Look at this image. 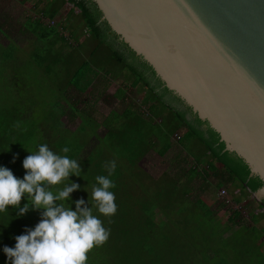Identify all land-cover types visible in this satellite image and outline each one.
Returning <instances> with one entry per match:
<instances>
[{
  "label": "trees",
  "instance_id": "obj_1",
  "mask_svg": "<svg viewBox=\"0 0 264 264\" xmlns=\"http://www.w3.org/2000/svg\"><path fill=\"white\" fill-rule=\"evenodd\" d=\"M65 1L80 11L90 35L113 48L114 61L130 71L132 85L140 84L139 91L144 88L141 103L148 107L150 116L145 117L134 102H128L121 111H109L101 121L87 108H77L70 91L83 93L93 82V75L88 76L85 70L86 62L71 72L66 85H54L49 90L51 94L44 91L43 78L48 68L61 62V47L55 49V43L34 55L35 67L13 64L11 53L0 50V90L6 92L7 99L4 104L0 100V166L23 178L22 162L38 144L46 143L62 155L60 150L70 147L67 155L75 158L81 169L80 176L71 175L66 181L69 186L79 185L67 202L75 210L81 199L85 201L81 207H93L91 190L95 177L107 176L105 164L115 160L116 169L110 178L115 183L111 191L115 193L117 211L111 217L100 216L110 229V236L103 246L95 247L98 264H177L176 259L199 257L204 252L221 257L227 251L228 237L239 229L245 233L255 230L238 211L229 212L225 219L217 217V210L225 207L218 191L231 184L251 194L262 186V180L250 177L248 165L224 151L219 135L164 87L152 67L119 40L105 21H100L102 14L95 2ZM65 64L67 67L68 62ZM25 70L31 72L30 77ZM116 97L124 102L125 91L118 89ZM70 114L80 119L74 129L66 123ZM175 134L180 136L178 140ZM186 134L200 139L204 145L202 155L183 146ZM173 139L181 145L182 153L175 164L172 160L173 168L152 176L141 162L151 153L167 155ZM190 157L194 164L186 168ZM195 199L197 206L192 207ZM26 203L27 197H23L20 207ZM31 210L29 207L20 215L18 208L9 206L8 213H0V240L14 247L16 236L32 230L35 221ZM93 214L99 215L94 208Z\"/></svg>",
  "mask_w": 264,
  "mask_h": 264
},
{
  "label": "water",
  "instance_id": "obj_2",
  "mask_svg": "<svg viewBox=\"0 0 264 264\" xmlns=\"http://www.w3.org/2000/svg\"><path fill=\"white\" fill-rule=\"evenodd\" d=\"M100 21L214 130L262 186L264 0H92Z\"/></svg>",
  "mask_w": 264,
  "mask_h": 264
},
{
  "label": "clouds",
  "instance_id": "obj_3",
  "mask_svg": "<svg viewBox=\"0 0 264 264\" xmlns=\"http://www.w3.org/2000/svg\"><path fill=\"white\" fill-rule=\"evenodd\" d=\"M70 151V147L64 146L60 150L62 155L46 143L38 144L22 162L23 178L0 166V213H8L9 206L18 208L20 215L29 207L43 210L34 229L16 236L14 247H3L5 264H87L88 253L109 239L110 229L100 216L111 217L117 211L115 193L111 191L115 183L110 178L116 162L105 164L107 176L95 177L91 190L93 207H81L85 203L81 199L72 210L67 202L79 185L69 186L66 181L71 175L80 176L81 169L77 160L67 155ZM23 197H27V203L20 207ZM93 208L99 215L93 214Z\"/></svg>",
  "mask_w": 264,
  "mask_h": 264
},
{
  "label": "rangeland",
  "instance_id": "obj_4",
  "mask_svg": "<svg viewBox=\"0 0 264 264\" xmlns=\"http://www.w3.org/2000/svg\"><path fill=\"white\" fill-rule=\"evenodd\" d=\"M75 18L77 19L78 26L82 27V29L86 28L81 15ZM70 22L71 19L69 18L67 21L65 36L62 38V42L59 46L61 47L59 53L61 62L59 65H51L48 68V72L45 74L46 77L43 78L45 84L44 91H49L54 85L57 87V84L59 83L66 85L71 77V72L85 62L87 64L85 70L88 76L93 75V77L96 75L104 76L106 73H109V71H119L122 67L114 61L113 48L111 46L105 43H99L97 39L89 33L83 37V32H80V30L74 26H70ZM27 62L30 64V61ZM65 62H68L67 67ZM125 70V75L119 73V79L114 80V83L111 82L108 84L106 88L100 87L99 91L94 90V92L91 90L87 94L81 93L79 95H77L76 90H72L73 92L70 91V94H72V96H74L73 98L76 100L75 105L77 108H87L90 112H93L95 117L101 120L110 110L120 111L128 102H134L135 104L138 101L140 102L144 94V88L141 87L139 91L140 84L136 87L133 86L132 79H130V71L127 69ZM51 73L52 75H50ZM25 74L29 77L31 76L29 70H27ZM118 88H122L125 91L126 98L124 102H121L119 99L112 96ZM49 92L51 94V91ZM5 95L6 92L0 90V100L3 104L7 100ZM66 123L69 128L74 129L80 123V119L78 117H73L72 114H70L66 116ZM100 130V132L103 131L102 128H100ZM179 134L181 135L182 131H180ZM173 141L174 147L167 155L160 156L156 153H151L141 162L143 168L152 176L158 177L163 171L173 168L175 164V159L173 160L175 157L174 155L176 152L178 153L179 149H181L180 153H182L181 145L175 140ZM182 144L194 154L202 155L204 151L203 143L195 135L186 134ZM172 160L174 161V164H171ZM188 160L189 163L188 165L186 164V168L194 164L191 157ZM197 169L200 171V168ZM227 186L228 187H223V189L226 190L225 198L232 199V204L218 209L216 213L217 217L225 219L229 212L238 211L243 221L254 227L255 231L252 233H245L239 229L234 236L228 237L227 251L221 253V257L214 252H204L199 254V257L198 255H190L187 256L188 259H176L178 261L177 264H184V261L186 264H264V207L261 206L260 201H258L252 194L241 190L240 187L231 184ZM192 195L197 198L195 192H193ZM225 198L221 197V199ZM236 198H238V201L235 200ZM194 201H196V199ZM197 202L198 200L192 204V207H196ZM42 212V209L31 210L30 216L35 221L33 229L40 222ZM4 246H8V244L3 240H0V264H5L7 259L3 253ZM96 256H98V253L94 247L88 253L87 264H98ZM160 264H164V262L162 263L161 261ZM166 264L172 263L168 262Z\"/></svg>",
  "mask_w": 264,
  "mask_h": 264
},
{
  "label": "crops",
  "instance_id": "obj_5",
  "mask_svg": "<svg viewBox=\"0 0 264 264\" xmlns=\"http://www.w3.org/2000/svg\"><path fill=\"white\" fill-rule=\"evenodd\" d=\"M79 15L80 11L72 3L65 0H0V50L11 53L13 64L22 67H35V54L44 51L46 46L52 47V43H55V49L60 48L61 39L65 36L69 18L71 19L70 26H74L80 32H83V37L88 35L87 28L82 29L78 26L75 17ZM51 22H54V24H51ZM27 61H30V64ZM44 64L46 65V63ZM119 73L125 75L126 70L109 71L104 76H94L92 84L82 94H87L91 90L99 91L100 87L106 88L108 84L119 79ZM116 92L112 95L115 98H117ZM79 94L81 93H77V95ZM119 100L122 102L121 99ZM97 119L99 120V118ZM180 151L181 149L178 153L176 152L173 159L181 154ZM218 197L221 199L219 194ZM226 206H228L227 203H225Z\"/></svg>",
  "mask_w": 264,
  "mask_h": 264
},
{
  "label": "built area",
  "instance_id": "obj_6",
  "mask_svg": "<svg viewBox=\"0 0 264 264\" xmlns=\"http://www.w3.org/2000/svg\"><path fill=\"white\" fill-rule=\"evenodd\" d=\"M51 24H54V22H51ZM136 104L138 105L140 112L143 113V115L145 117L150 116V112L148 110V107L145 106V105H143L141 103V100H140V102L139 101L136 102ZM174 138L176 140H178L180 138V136L178 134H175L174 135ZM218 194H219L220 197L225 198L226 197V190L222 188V189L219 190ZM224 200H225V203H227L228 205H231L232 204V201H230V199L225 198Z\"/></svg>",
  "mask_w": 264,
  "mask_h": 264
},
{
  "label": "flooded vegetation",
  "instance_id": "obj_7",
  "mask_svg": "<svg viewBox=\"0 0 264 264\" xmlns=\"http://www.w3.org/2000/svg\"><path fill=\"white\" fill-rule=\"evenodd\" d=\"M179 106V108H186L185 106H182L181 104H177ZM187 117L191 118L190 117V113H187ZM202 128H206L205 126H202ZM260 204L264 205V199L262 201H260Z\"/></svg>",
  "mask_w": 264,
  "mask_h": 264
}]
</instances>
